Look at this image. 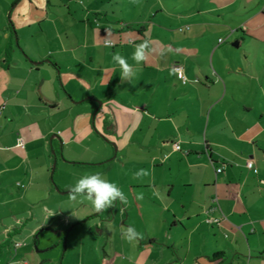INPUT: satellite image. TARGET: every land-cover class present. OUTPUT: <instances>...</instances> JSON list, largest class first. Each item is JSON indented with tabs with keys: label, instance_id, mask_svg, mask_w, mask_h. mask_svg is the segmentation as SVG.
Masks as SVG:
<instances>
[{
	"label": "crops",
	"instance_id": "obj_1",
	"mask_svg": "<svg viewBox=\"0 0 264 264\" xmlns=\"http://www.w3.org/2000/svg\"><path fill=\"white\" fill-rule=\"evenodd\" d=\"M11 3L0 0V264H26L12 236L49 200L80 206L72 228L93 219L89 231L105 235L102 264H264V0ZM144 41L148 58L137 64ZM116 52L133 66L131 80L121 79ZM99 113L114 155L75 163L102 175L118 168L124 180L104 178L127 203L95 213L62 197L74 184L55 185L49 173L53 143L68 145L76 117L84 130ZM140 169L150 175L135 179ZM128 226L142 239L126 241Z\"/></svg>",
	"mask_w": 264,
	"mask_h": 264
},
{
	"label": "rangeland",
	"instance_id": "obj_2",
	"mask_svg": "<svg viewBox=\"0 0 264 264\" xmlns=\"http://www.w3.org/2000/svg\"><path fill=\"white\" fill-rule=\"evenodd\" d=\"M15 1L16 0H12L14 4L11 3L10 8L15 5ZM22 33L27 34L26 31H23ZM18 35L19 33L15 29L12 43L15 48L22 50L23 40L21 39L20 41ZM27 42L33 47L36 46L35 39H28ZM16 44L18 47H16ZM233 47L236 48V45ZM56 117H50V120L53 119V121L56 122ZM100 117V113L96 118L92 115L88 122L84 124V130H80L83 120L80 119V117H76V136H74V140L62 148L59 147L58 141L53 143L55 151L50 150V154L53 158L58 159V161L56 162V172L54 174H51L50 172L49 177H52L55 185H57L56 182L61 184L71 182L74 184L85 173L101 174L100 171L102 170L99 168H91L90 166H86L87 164L84 166H78L75 163L76 161L90 162V160H103V158H110L114 155V152L111 151V147L107 142L109 141L108 138L110 137V134L104 131ZM92 119L94 127L91 124ZM47 122L48 121H46V123ZM55 122H53L52 125L53 127L55 126L53 130L56 133L57 127ZM50 139L51 136L49 140ZM80 142L85 143L86 146L90 145L91 151L87 152L84 146H82L83 144H80ZM102 147L104 148L102 149ZM127 156L126 159L131 160L132 155L128 154ZM53 165L54 163L52 166ZM102 176L117 178L121 181L125 178L116 167L108 169ZM62 197H68V195ZM116 202L114 209L122 207V203L119 200ZM42 206H44V210H48L49 213L45 212L46 210H43L44 212L42 211V213L39 214L37 209H31L32 212L28 213L27 219H22L23 226L18 228L19 233L12 236L13 246L15 243L22 245V247L17 250L18 253L16 254L18 263L102 264L105 235L100 234L99 231L101 229H98L95 226L92 227L91 232L89 231V228L91 229V226L93 225V219L89 218L86 222L80 223L72 228L75 222L73 220H77L78 218L82 219L81 217H78L79 214L76 212V210H79L80 208L77 203L69 205L68 203L63 202V200H58V202L49 200L43 203ZM32 213L33 215H30ZM45 217H48V219ZM40 224L43 225L38 227ZM12 250V253H14L13 247ZM82 257L84 259L80 260Z\"/></svg>",
	"mask_w": 264,
	"mask_h": 264
},
{
	"label": "clouds",
	"instance_id": "obj_3",
	"mask_svg": "<svg viewBox=\"0 0 264 264\" xmlns=\"http://www.w3.org/2000/svg\"><path fill=\"white\" fill-rule=\"evenodd\" d=\"M106 32L108 33L107 29ZM104 46L113 47L114 43L106 36ZM149 50L150 45L148 41L136 45L134 52L132 53V59L137 64L146 61L148 58L146 53ZM112 61L115 65L120 67L122 80L128 81L134 77L135 73L133 71V66L130 65L128 60L119 52L112 54ZM149 175L150 172L148 170L140 169L134 173V178L140 179ZM262 183H264V181H262ZM68 198L72 202L78 200L88 201L95 213H101L112 208L117 200L122 204L127 203V198L120 187L116 183L108 181L99 173H85L82 175L74 185L69 188ZM137 198L143 199V194ZM122 236L130 243L142 239V235L132 226L122 228Z\"/></svg>",
	"mask_w": 264,
	"mask_h": 264
},
{
	"label": "built area",
	"instance_id": "obj_4",
	"mask_svg": "<svg viewBox=\"0 0 264 264\" xmlns=\"http://www.w3.org/2000/svg\"><path fill=\"white\" fill-rule=\"evenodd\" d=\"M174 70L180 76V78L182 80H185L184 77L182 76V68L180 66H175L174 67ZM16 146L19 147V148H24V142H23V140L20 139V138H18L17 139V145ZM173 147H174V150L175 151H179L180 150V146H179L178 143L174 144ZM246 166H247L248 169L253 170L254 173H256V170L254 169L253 163L251 161H248ZM221 171H222V169H217V172L218 173L221 172ZM219 221H220V219H215L214 220V222L217 223V224L219 223ZM18 247H20V244L19 243L14 244V250H16Z\"/></svg>",
	"mask_w": 264,
	"mask_h": 264
},
{
	"label": "trees",
	"instance_id": "obj_5",
	"mask_svg": "<svg viewBox=\"0 0 264 264\" xmlns=\"http://www.w3.org/2000/svg\"><path fill=\"white\" fill-rule=\"evenodd\" d=\"M12 34H13V39H14L15 31L13 30V28H12ZM7 54H8V53H7ZM6 59L8 60V56H6Z\"/></svg>",
	"mask_w": 264,
	"mask_h": 264
},
{
	"label": "water",
	"instance_id": "obj_6",
	"mask_svg": "<svg viewBox=\"0 0 264 264\" xmlns=\"http://www.w3.org/2000/svg\"><path fill=\"white\" fill-rule=\"evenodd\" d=\"M49 62V61H48ZM100 104V103H99Z\"/></svg>",
	"mask_w": 264,
	"mask_h": 264
}]
</instances>
